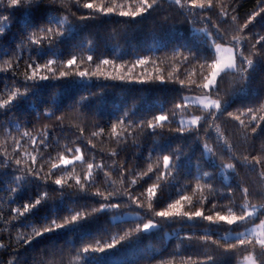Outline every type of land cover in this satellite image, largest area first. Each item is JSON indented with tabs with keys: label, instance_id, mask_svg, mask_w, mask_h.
<instances>
[{
	"label": "trees",
	"instance_id": "trees-1",
	"mask_svg": "<svg viewBox=\"0 0 264 264\" xmlns=\"http://www.w3.org/2000/svg\"><path fill=\"white\" fill-rule=\"evenodd\" d=\"M84 3L103 5L105 8L124 3V10H127V0H79V4L77 0H55L54 3L44 0L39 7L31 6V17H28L23 6L11 8L8 0L0 3V23L6 26L0 38V97L6 99L9 91L17 88L24 91L25 72L31 74V70L27 69L30 58L41 65L48 60L56 61L52 67L57 69L58 74L61 69L57 65L66 63L75 55L79 70L90 73L84 78L70 75L61 79L28 81V94L14 100L12 106L0 109V154L7 153L6 159L0 155V245H3L0 246V264H89L88 256L102 254H82L77 261L75 256L80 249L89 244L95 245L96 241H109L113 236L124 235L149 220L158 225L156 230L133 232L128 240L113 250L117 254L104 264H167L169 261L172 264H202L207 262L208 256L213 257V264L239 263L252 253L251 247L241 245L225 252L231 243L238 242L224 240L221 236L258 224L264 215L238 227L223 222L210 223L200 217L192 220L186 217L164 219L153 213L164 210L181 195L189 196L193 201L192 206L182 201L184 211L199 209L213 217L216 212L228 215L229 207L240 215L238 206L244 203L264 204V179L260 176L264 164L252 171L244 162V156H248L249 160L257 155L264 157V152H261L264 132L258 130L253 135L251 128L241 127L239 121L227 115L228 112L239 115L249 107L259 108L264 103V41L255 49L260 52V57H250L257 62L251 82L241 85L237 76L225 75L220 81L219 96H211L213 100L219 99L222 105L224 100L235 101L223 115L212 119L208 113L215 109L204 110L192 105L176 108L177 104H184L183 97L206 95V90L197 85L203 83L199 67L203 57L208 56L209 63L215 58L206 48L205 42L210 38L223 36L224 39L216 43L233 47L232 37L239 36L245 55L254 51L252 45L256 43L257 35H264V12L256 16L243 32L239 29L264 8V0H219V4L213 0V7L203 11L199 8L191 11L180 9L174 0H162L152 16L137 17L131 23L128 17L99 12L95 13L94 19L81 20L82 15L93 12L83 8ZM222 7L227 16L220 14ZM119 10L117 8V12ZM193 12L197 14L193 15ZM45 13L60 19L67 16L72 27L70 39L51 49L47 42L41 46L32 44L27 34L33 29L29 28L28 33L24 30L26 19L35 22ZM4 16L9 17L8 21L2 20ZM38 47H42L44 52L37 51ZM189 50L197 59L189 56V61L185 63L183 56L189 55ZM177 51L180 53L178 57L174 55ZM88 55L93 56L91 62L86 60ZM81 57L84 63H80ZM140 58L149 62L133 68ZM103 59L113 61L117 67L100 65L105 75H91ZM121 65L123 67H119ZM62 70L74 73L76 69L74 66L73 69ZM208 71L205 67L203 75H207ZM112 76H123L124 79H112ZM158 77H162L163 82ZM180 81L184 84L181 85ZM162 114L169 118L162 128L153 131L147 127L155 116ZM180 115L203 119L196 127L182 128L177 122ZM259 115H264V111L257 112ZM241 119L247 124L250 117L241 116ZM260 123L264 128V122ZM114 125H118L119 143L112 133ZM178 128L183 131H177ZM25 132L37 141L46 134L49 146L41 148L38 154L33 151L31 140L22 136ZM225 142L231 145V151ZM205 144L212 150L209 157H206ZM77 147L81 149L85 163L75 161L62 166L46 184L43 179L27 182L33 180L26 175V168L31 166V156H37V167L44 165L41 175L46 177L52 162L59 164L61 155L71 160L72 154L66 149ZM113 151L117 154L112 155ZM173 152L180 155L179 166L160 181L152 200L153 208L149 210L146 189L156 183V175L163 170V155L171 156ZM40 155L44 160L40 159ZM16 159H22L20 170H17ZM89 162L104 166L102 171L93 169V186L84 180ZM230 163L236 168L224 171L230 176L226 182L222 171ZM149 165L154 172L141 179V174L147 172ZM17 176L24 179L18 182ZM61 177L66 180L63 195L55 190L60 186L53 183L54 179ZM77 177L84 184L83 190L75 183ZM133 179L137 181L135 185L131 184ZM17 183L25 189L23 193L10 190ZM243 187L249 189L247 201L243 198ZM45 191L48 192V199L38 211L33 210L35 214L18 216L14 211H23V204ZM96 192L104 196L112 193V199L107 202H118L120 208L94 214L82 222L85 227L80 231L58 230L32 239L31 243L24 242V238L33 236V227L42 229L46 216L49 220L53 215L62 218L69 215V208L79 211L87 205L90 211L99 207L98 202L105 201L101 196L94 195ZM129 196L140 199L133 202ZM205 197L207 199L199 203ZM137 203L141 206L137 207ZM213 204L217 206L215 209ZM128 212L139 213L141 218L118 219V216ZM258 252L257 247V255Z\"/></svg>",
	"mask_w": 264,
	"mask_h": 264
},
{
	"label": "snow or ice",
	"instance_id": "snow-or-ice-1",
	"mask_svg": "<svg viewBox=\"0 0 264 264\" xmlns=\"http://www.w3.org/2000/svg\"><path fill=\"white\" fill-rule=\"evenodd\" d=\"M4 0H0V3H3ZM54 3L55 0H52ZM77 3L79 4V0H77ZM162 0H127V10L125 9V4H113L110 7L105 8L103 5L96 6L93 3H84L82 5L83 8L86 9H92V13H88L85 15H82L80 17L81 20H87V19H94L95 13L99 12L104 15L108 14H117L120 17H128L130 18L129 23L132 21H136L137 17L147 18L149 16H152L153 13L157 10V8L161 5ZM174 3L180 8L185 9L188 8L190 11L194 9H201L207 10L211 9L213 7V0H174ZM217 3L219 4V0H217ZM44 4V0H8V6L11 8H18L23 6L25 9V13L28 17H31L32 7L33 5L39 7L40 5ZM117 8L120 10L117 12ZM48 11H56V9H48ZM261 12H264V8H262L259 12H256L253 16H251L248 21L243 25L242 28L239 29L240 32H243L245 28H248V25L252 23L253 20H255L256 16H259ZM193 15H196L197 13L193 12ZM222 16H227V12L223 10V7L221 9ZM9 17L4 16L2 17L3 21H8ZM233 21L236 20V17H232ZM47 25V26H43ZM67 25V26H66ZM7 27L10 28V25ZM31 28L33 31L28 33V29ZM24 30L27 34V39L37 46L43 45L45 42H47V45L49 49H51L53 46L58 45L59 43H62L66 39H70V33L72 32V27L69 24L68 17L64 16L62 19L57 18L56 16H48L47 13H45L39 20H36L35 22L32 21V19H26L24 24ZM6 31V26L4 23H0V38L3 37L4 33ZM37 33H42V36H38ZM211 37V34H209ZM223 36H215L210 38V41H206V48L209 52L212 53V55L215 57L211 60L209 63V57L204 56L203 62L200 63L199 67L201 69V76L203 77V83L197 85V87L206 90L205 100L200 101L203 108L205 110L208 109H215V111H210L208 113L209 117L212 119L218 118L219 115H223L224 112L227 111V107L230 106L231 103H234V100H224L223 105L221 104V101L219 99L213 100L211 99V96L213 94L219 96V93L221 91L220 89V81L223 79L225 75L232 74L238 77V83L241 85L248 84L251 82L252 76L256 70L257 62L254 61L252 56L260 57V52L255 51L256 46L261 44L262 41H264V35H257L256 43L252 45V49L254 51L250 52L249 55H245L243 48L244 44L242 43V39L239 36H233L232 37V43L233 47L229 48H223L221 44L216 43L217 40H223ZM244 39H247L245 37ZM238 46V47H237ZM214 49V52L212 51ZM235 49V50H234ZM37 51H40L41 53L44 52V49L42 47H38ZM228 53V56L225 57L223 55H216L220 53ZM175 56H180V53L177 51L174 53ZM189 56H191L193 59H197L195 54L189 50V55L183 56V62L189 61ZM86 60L91 62L93 60L92 55H88L86 57ZM149 61L143 58L137 59L135 64H133V68L137 65H145ZM56 63L54 60H48L47 63L41 65L37 63L35 60H31L27 64V69L31 70V74L29 75L28 72H25V85H24V91L21 92L19 88H17L14 91H9V94L6 99L0 97V109L2 108H8L12 106V103L14 100H17L18 98H22L26 96L29 92V85L27 84L28 81L38 82V81H47L49 79H61L69 77L70 75H76L80 78H84L90 75V73L87 70L80 71V65L77 63V57L75 55L72 56L71 59H68L66 63H61L57 65L59 70L57 74V69L53 68L52 65ZM80 63H84V58H80ZM100 65H113V67H117L114 65L113 61L109 59H103L100 60L99 64L97 65V68L95 71L91 73V75H105L100 69ZM11 66V65H9ZM75 66V72L71 71H65L62 69H73ZM119 67H123L122 65ZM207 67L208 74L203 75V70ZM6 70V69H5ZM131 71V69L129 70ZM42 72H46L48 74H41ZM112 79H121L123 80V76H112ZM157 79H160L161 82H163L162 77H158ZM181 85L184 84V81H180ZM241 89H237L236 91H240ZM235 95V92L233 93ZM185 103L184 104H177L176 108L180 109L187 106V97L182 98ZM264 111V103H261L259 108H252L249 107L245 112H240L239 115H233L232 112H228L227 115L229 117H232L233 119L239 121V124L243 128H251V133L253 135L257 134L258 130L261 132H264V128H261V123L264 122V115L257 116V112ZM175 115V113H174ZM241 116H249L250 119L248 120L247 124L244 120L241 119ZM167 115H157L153 118V121H150L147 125L148 128L155 131L157 128H162L164 125V122L168 121ZM203 119L200 116H197L191 120V124H198V122ZM206 122V121H205ZM120 124H123V121L120 122ZM117 127L118 125H114L112 127V133L114 134V138L117 139V143L120 142L119 140V134L117 133ZM177 131L182 132V128H178ZM93 135H97V133H93ZM23 137L29 138L31 140V143L33 145V151L40 154L41 148H47L49 146L48 137L47 135H42L39 138V141H37L36 138H33L29 132H25L22 134ZM17 147H19V142H16ZM225 146L229 151H231V145H228L227 142H225ZM204 148L207 149V151L211 152L212 150L208 148V145L205 144ZM16 149H14L15 151ZM66 151L70 154H72V159H67L64 155H61L59 157L60 163L57 164L55 162L51 163V170L47 174L46 177H42L41 173L43 172V164H40L39 167H37V156H31V166L26 168V175L33 178V180L27 181L28 183L33 182L34 180L43 179L44 183L46 184L48 180L52 179L54 175H56V170L61 169L62 166L66 167L70 164H73L75 161L85 163L84 157L81 153V149L79 147L74 149H66ZM261 152H264V146L261 148ZM117 153L113 151L112 155H116ZM3 155L4 158H7V153L0 154ZM25 155H28L25 153ZM234 159H238L237 157H233ZM40 159L44 160L43 155H40ZM52 158L49 157V162H51ZM175 161V162H173ZM180 161V155L177 152H173L172 155H163L162 157V165L163 170L159 172L158 175H156V183L148 187L146 189V195L147 199L149 201L147 207L149 210L153 208V197L156 195V190L160 186V181L164 180L166 176H170L173 169H177L179 166ZM2 162V161H0ZM244 162L250 167V170L255 171L257 166H260L264 164V157L262 156H253L251 160H249L248 156H244ZM27 163V161H25ZM15 164L18 166L17 170L19 169V166L22 164V159H16ZM103 165L95 164L94 162L87 163V169L88 173L84 177L85 182L88 183L89 186H93L94 180L92 179L94 173L93 169L95 168L98 171L103 170ZM224 167L230 170H235L236 165L235 164H227ZM157 168H159V164L157 165ZM154 169L151 165H149L147 172L141 174L140 178L142 179L143 176H147L148 173H153ZM205 175H208L205 173ZM105 176H107V173H105ZM260 176L262 179H264V171L260 172ZM23 177H16V181L23 180ZM136 179H133L131 181L132 185L136 184ZM53 183L55 185H59V189H55L56 191H61L63 195V188L66 185V180L61 178H56L53 180ZM75 183L80 186V190H83L84 184L81 183V180L79 177L76 178ZM70 187V185H69ZM12 192H24L25 189L17 183L15 187L10 189ZM197 190H199V185L197 186ZM243 198L245 201L248 200L249 197V189L247 187H243L241 189ZM94 195L101 196L102 200L105 202H98L100 203L99 207H93L91 210H87V205H84L81 210L77 211L72 208L68 209L69 215L64 217H59L56 215H53V217L49 220V218L46 216L44 217V225L42 226V229L37 230L35 227H33V236L32 237H26L24 238L25 243H31L32 239L43 237L46 233H55L58 230H68V231H80L85 225L82 223L83 221L88 220L91 216H93L96 213L101 212H107L113 209H119L120 203H111L107 202L112 199V193H110L108 196H104L101 192H96ZM141 196H144V193H141ZM48 199V192L45 191L42 194H39L36 196L34 200L30 199L28 203H25L22 205L23 211H20L19 209L14 210L18 216H24L25 214H35L33 210L38 211L40 206ZM129 199L133 200V202H137L140 198L139 197H132L129 196ZM207 198H203L199 203H203L204 200ZM182 201H187L189 206H192L193 201L192 198L189 196L181 195L180 199L175 200L173 203H169L167 207L162 211H156L153 213L156 217H161L164 219L169 218H183L186 217L189 220H192L193 218L200 217L203 220L209 221L210 223L218 224L220 222L226 223L227 225H233L236 224L238 227H243L249 222H253L255 219H258L260 215H264V204H261L259 206L257 205H249L248 203H244L242 205H239L240 215H237L236 212L233 210L232 207L228 208V215H221L220 212L215 213V217L212 215H205L203 211L197 209L196 211H184V204ZM141 204L137 203V207H140ZM213 209H215L217 206L216 204L212 205ZM251 209V210H249ZM157 227V224L153 222V220H149L147 223H144L142 227L140 225H137L136 228L132 229L130 232H125L124 235H121L119 237L113 236L109 241H96L95 245L89 244L82 249H80L79 252L76 253L75 259L78 261L81 259L82 254H102V255H91L87 257V260L89 264H104L105 261H107L111 256L116 255L117 253L113 250L117 249L118 245H122L124 241L128 240L132 233H140V232H149L150 230ZM260 228H264V219L260 220L259 226ZM230 231H235L234 229H231ZM255 232L256 230L254 228L248 229L244 232H237L236 233V240L238 243H231L229 245V248L225 249V252H229L231 249H235L238 246L241 245H247L250 246L252 249V253L248 257H245L247 260H251L252 264H256L257 260L259 261V264H264V238L256 239L255 238ZM206 239H210V237L206 236ZM225 240H227V237H225ZM212 243H217V241H212ZM3 246V245H0ZM259 249L258 255L256 254V249ZM255 257V258H254ZM189 261L191 262V258H189ZM11 264V262H9ZM167 264H172L171 261L167 262ZM192 264H195V262H192ZM202 264H213V257L208 256L207 262H202Z\"/></svg>",
	"mask_w": 264,
	"mask_h": 264
},
{
	"label": "rangeland",
	"instance_id": "rangeland-1",
	"mask_svg": "<svg viewBox=\"0 0 264 264\" xmlns=\"http://www.w3.org/2000/svg\"><path fill=\"white\" fill-rule=\"evenodd\" d=\"M221 46L223 48H229L230 47V46H225V45H221ZM216 55H223V56L227 57L228 53L225 52V53H220V54H216ZM186 97L188 98L187 105L198 106V107L204 109L202 104L200 103V101H204L206 103L207 101L205 100V96H186ZM184 103H185V101H184ZM208 110H210V109H208ZM195 117H197V116L180 115L177 119V122L180 125V127H182V128L196 127L199 125L200 121L198 122V124H191V120ZM205 152H206V157H209V151H207V149H205ZM225 170H228V169L225 168L222 172L224 175V180L226 182H228L230 179V176L226 175V173L224 172ZM249 210H251V209H249ZM140 218H141V215L139 213H134V212L124 213V214L118 216L119 220H139ZM259 224L260 223L248 227V229L254 228L256 230V232H255V238L256 239L264 238V228L258 227ZM157 228H158V225L156 228L150 230L149 232L156 230ZM245 230L246 229H244L243 231H240V232H244ZM236 233L237 232H227V233L223 234L221 236V238L225 240V237H227V240H236ZM248 256H246V257H248ZM237 264H252V261L244 258ZM256 264H257V262H256Z\"/></svg>",
	"mask_w": 264,
	"mask_h": 264
}]
</instances>
